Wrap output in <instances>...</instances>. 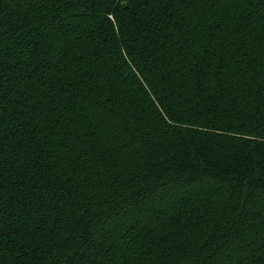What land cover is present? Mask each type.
I'll return each instance as SVG.
<instances>
[{
  "label": "trees",
  "instance_id": "16d2710c",
  "mask_svg": "<svg viewBox=\"0 0 264 264\" xmlns=\"http://www.w3.org/2000/svg\"><path fill=\"white\" fill-rule=\"evenodd\" d=\"M0 264H264V0H0Z\"/></svg>",
  "mask_w": 264,
  "mask_h": 264
}]
</instances>
